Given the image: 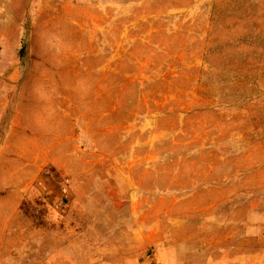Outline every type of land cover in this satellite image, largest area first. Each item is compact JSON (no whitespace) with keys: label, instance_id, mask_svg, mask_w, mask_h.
I'll return each mask as SVG.
<instances>
[{"label":"rangeland","instance_id":"obj_1","mask_svg":"<svg viewBox=\"0 0 264 264\" xmlns=\"http://www.w3.org/2000/svg\"><path fill=\"white\" fill-rule=\"evenodd\" d=\"M0 264H264V0H0Z\"/></svg>","mask_w":264,"mask_h":264}]
</instances>
